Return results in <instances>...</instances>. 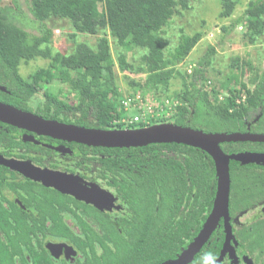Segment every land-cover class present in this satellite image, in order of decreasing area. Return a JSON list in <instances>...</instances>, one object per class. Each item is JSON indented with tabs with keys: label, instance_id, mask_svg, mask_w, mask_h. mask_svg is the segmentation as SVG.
Instances as JSON below:
<instances>
[{
	"label": "trees",
	"instance_id": "trees-1",
	"mask_svg": "<svg viewBox=\"0 0 264 264\" xmlns=\"http://www.w3.org/2000/svg\"><path fill=\"white\" fill-rule=\"evenodd\" d=\"M189 1L30 0V10L35 18L40 13L47 17H66L76 32L90 35L106 28L108 35L121 48L116 61L110 51L107 33L98 37L94 47L83 41L76 42L72 52L65 54L53 50V33L46 23L36 19V33H30L15 22L21 14L17 2L0 4V84H9L11 73L19 77L17 72L21 61L46 58L49 66L41 67L35 77L47 82H52L55 77L69 83L78 99L71 104L60 99L58 94L46 91L43 93L45 112L40 113L58 121L91 128L146 127L113 123L114 118L122 115L118 110L121 95L116 87V63L121 70L145 74L142 83L131 82L143 91L156 93L166 88L171 79L182 78L181 89L174 92V98L182 102L176 113L168 119L151 121L147 126L168 121L205 132L264 133V70L252 80V88L239 82L236 88L229 89L223 101H219L222 90L213 83L208 89L206 87L210 81L205 73L216 52L214 45L207 47L190 73L182 72L176 66L197 44L200 33L181 32L176 46L166 54L164 27L178 9L189 8ZM222 4L221 16H230L236 2L222 0ZM239 23L244 27L243 37L247 42L254 43L263 35L264 0L249 1L242 15L221 29L227 34ZM74 36L75 33L71 34ZM133 49L145 50L136 65L127 58ZM238 60L233 59L234 67ZM39 91L37 88L30 94ZM90 147L91 157L106 161L110 169L108 175H112L116 184H121L119 191L130 211L129 218L123 222L134 228L114 237L119 242L116 249L122 250V263L164 264L176 257L195 237L211 209L216 191L212 158L199 148L174 142L137 147ZM220 147L227 154L264 153V141L223 142ZM249 164L252 163L230 161V182L236 179L246 187L253 178L248 173ZM259 203L263 205L264 200ZM254 206L250 203L242 212H248ZM238 218L230 209L232 236L217 264H222L228 249L236 246L241 248L249 264H264V213L251 220L239 221ZM224 239L225 226L221 221L188 264L216 262Z\"/></svg>",
	"mask_w": 264,
	"mask_h": 264
},
{
	"label": "flooded vegetation",
	"instance_id": "flooded-vegetation-1",
	"mask_svg": "<svg viewBox=\"0 0 264 264\" xmlns=\"http://www.w3.org/2000/svg\"><path fill=\"white\" fill-rule=\"evenodd\" d=\"M39 70L36 65L27 69L19 65L20 78L11 73L9 84H0V101L53 119L40 113L51 82L37 79ZM37 88L39 92L30 94ZM90 146L95 145L0 120V264H127L122 263L114 237L134 228L123 222L130 211L119 191L121 184L108 175L106 161L91 157ZM31 167L62 174L63 180L32 176ZM59 187L81 195L87 192L88 197V190L97 187L108 195L86 200Z\"/></svg>",
	"mask_w": 264,
	"mask_h": 264
},
{
	"label": "rangeland",
	"instance_id": "rangeland-1",
	"mask_svg": "<svg viewBox=\"0 0 264 264\" xmlns=\"http://www.w3.org/2000/svg\"><path fill=\"white\" fill-rule=\"evenodd\" d=\"M14 1L17 2L21 11L15 22L26 28L30 33H36L34 27L36 19L46 23L53 33V50L69 54L72 52L75 43L81 41L94 47L98 37L107 33L106 28L99 29L96 35L76 32L69 18L66 17H47L45 14L40 13L35 18L30 10V0H0V4L3 6L8 4L13 5ZM234 1L236 4L231 15L223 17L220 14L223 10L222 0H190L189 8L184 10L178 9L172 16L170 23L163 30V36L167 40L166 54L176 46L181 32L189 35L197 32L200 33V39L197 44L176 66L182 72L191 69L209 45L215 46L216 52L212 57V63L205 73L210 81L206 87L208 89L213 83L222 90L221 94L228 93L229 89L236 88L239 82H245L249 88H252V80L264 70V33L254 43H249L243 37L244 27L240 23L227 34H224L221 29L222 26L231 25L236 18L241 16L248 2L251 0ZM20 20L23 23H20ZM74 33L75 36L71 37V34ZM106 35L109 39L112 57L116 61L121 48L108 33ZM144 51V49H133L131 52H128L127 58L136 65L140 62V57ZM235 58H239V60L234 67L233 59ZM33 65L45 68L49 66V60L37 57L29 61L20 62L21 69L31 68ZM232 65L233 67H231ZM114 69L116 73V87L121 96L137 92L143 94L152 93V91H143L136 85L131 84L132 81L142 83L145 79V74L121 70L116 63ZM181 87L182 78L178 76L171 79L167 87L158 90V92L162 96L174 98V92L180 90ZM48 90L58 94L60 99L68 103L74 104L77 102L78 97L76 92L72 90L69 83H63L60 79L54 77L48 86ZM133 113L134 111L129 110V114ZM167 123L168 121L162 122V124ZM239 166L243 167L241 164ZM247 167L249 169L248 173L252 174L253 178L249 179L246 187L236 179H232L230 182L231 208L229 207V211L231 209L233 216L239 217V221L251 220L253 216L260 215L262 204L259 202L264 200V166L252 163ZM250 203H254V208L243 213L242 209ZM222 264L249 263L247 258L243 256L241 249L235 250L234 248H230Z\"/></svg>",
	"mask_w": 264,
	"mask_h": 264
},
{
	"label": "water",
	"instance_id": "water-1",
	"mask_svg": "<svg viewBox=\"0 0 264 264\" xmlns=\"http://www.w3.org/2000/svg\"><path fill=\"white\" fill-rule=\"evenodd\" d=\"M0 120L34 131L70 141H76L88 145L103 147H137L151 143L174 142L190 145L205 151L213 160L216 170V191L211 209L207 214L201 228L185 249L174 259L164 264H188L208 241L221 220L225 226V239L219 258L213 264H217L225 254L229 239L231 238V225L229 220V194H230V161L240 163L264 164V153L239 152L225 153L220 144L235 141H264V133L232 132L213 133L197 130L191 127L179 126L171 123L157 124L137 129H99L87 128L59 122L53 119H45L41 116L16 108L0 101ZM33 168L32 176L46 178L54 176L62 179V174L49 172L46 169ZM63 180V179H62ZM71 192L78 198L92 200L103 198L108 193L100 188L93 187L86 194L81 195L77 191L63 189ZM107 197V196H106ZM264 211V207L262 208Z\"/></svg>",
	"mask_w": 264,
	"mask_h": 264
},
{
	"label": "built area",
	"instance_id": "built-area-1",
	"mask_svg": "<svg viewBox=\"0 0 264 264\" xmlns=\"http://www.w3.org/2000/svg\"><path fill=\"white\" fill-rule=\"evenodd\" d=\"M191 71L192 67L187 72L190 73ZM226 95L227 93L218 95L219 101H223ZM181 104L182 102L179 99L169 98L154 92L151 94L137 92L122 95L118 105V110H121L122 115L114 118L113 123L147 126L151 121L172 117ZM129 110L134 111V113L129 114Z\"/></svg>",
	"mask_w": 264,
	"mask_h": 264
}]
</instances>
